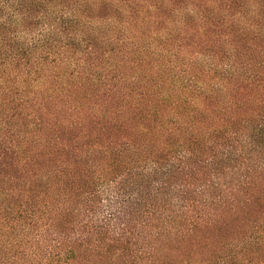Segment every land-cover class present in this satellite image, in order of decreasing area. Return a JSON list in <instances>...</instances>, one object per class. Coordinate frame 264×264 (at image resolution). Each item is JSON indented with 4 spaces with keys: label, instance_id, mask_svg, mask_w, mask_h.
<instances>
[{
    "label": "trees",
    "instance_id": "16d2710c",
    "mask_svg": "<svg viewBox=\"0 0 264 264\" xmlns=\"http://www.w3.org/2000/svg\"><path fill=\"white\" fill-rule=\"evenodd\" d=\"M0 264H264V0H0Z\"/></svg>",
    "mask_w": 264,
    "mask_h": 264
}]
</instances>
